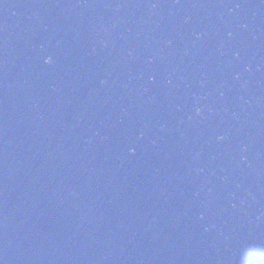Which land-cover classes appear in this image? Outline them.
Wrapping results in <instances>:
<instances>
[{
	"label": "water",
	"instance_id": "obj_1",
	"mask_svg": "<svg viewBox=\"0 0 264 264\" xmlns=\"http://www.w3.org/2000/svg\"><path fill=\"white\" fill-rule=\"evenodd\" d=\"M0 264H264V0H0Z\"/></svg>",
	"mask_w": 264,
	"mask_h": 264
},
{
	"label": "clouds",
	"instance_id": "obj_2",
	"mask_svg": "<svg viewBox=\"0 0 264 264\" xmlns=\"http://www.w3.org/2000/svg\"><path fill=\"white\" fill-rule=\"evenodd\" d=\"M51 62V57H48L46 60H45V63H50Z\"/></svg>",
	"mask_w": 264,
	"mask_h": 264
}]
</instances>
